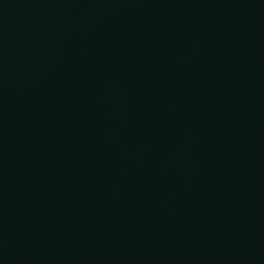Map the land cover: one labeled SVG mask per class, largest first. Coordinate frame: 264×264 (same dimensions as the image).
Returning a JSON list of instances; mask_svg holds the SVG:
<instances>
[{"label": "water", "instance_id": "water-1", "mask_svg": "<svg viewBox=\"0 0 264 264\" xmlns=\"http://www.w3.org/2000/svg\"><path fill=\"white\" fill-rule=\"evenodd\" d=\"M0 264H264V0H0Z\"/></svg>", "mask_w": 264, "mask_h": 264}]
</instances>
